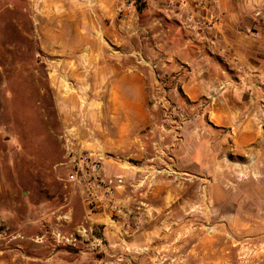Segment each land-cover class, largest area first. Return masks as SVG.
<instances>
[{
    "label": "rangeland",
    "instance_id": "obj_1",
    "mask_svg": "<svg viewBox=\"0 0 264 264\" xmlns=\"http://www.w3.org/2000/svg\"><path fill=\"white\" fill-rule=\"evenodd\" d=\"M71 1L0 0V264H264V120L240 150L241 130L208 114L223 79L196 101L183 94L190 67L138 44L130 7L145 0H121L117 17ZM115 57L153 74L150 127L121 176L105 173L112 153L78 137L112 124L90 103L98 65ZM72 146L100 154L114 180L95 202L68 179Z\"/></svg>",
    "mask_w": 264,
    "mask_h": 264
},
{
    "label": "crops",
    "instance_id": "obj_2",
    "mask_svg": "<svg viewBox=\"0 0 264 264\" xmlns=\"http://www.w3.org/2000/svg\"><path fill=\"white\" fill-rule=\"evenodd\" d=\"M85 1L81 0L83 7ZM96 1L113 17L117 15L121 0ZM68 2L72 3L55 0V6ZM179 2L145 0L140 14L130 7V17L140 20L133 27L140 40L138 44L154 45L152 48L160 53V64L190 67L184 73L182 90L191 101L211 95L212 85L223 79L227 83L223 99L209 110V118L218 125L239 128L241 136L234 145L245 150L248 144L257 143V136L250 131L264 120V0H209L221 18L211 29H199L194 21L189 22V10L183 9ZM252 32L258 35L256 39L249 35ZM201 51L205 58L199 55ZM113 59L98 65L95 102L90 103L95 112L112 113V124L101 129L90 126L91 134L79 128L78 137L87 148L112 153L111 160L105 162V173L121 176L130 172L123 170L118 160L129 157L133 148L143 145V134L150 127L148 81L153 74L150 72L148 76L141 70L143 64L138 58L131 64L121 57Z\"/></svg>",
    "mask_w": 264,
    "mask_h": 264
},
{
    "label": "built area",
    "instance_id": "obj_3",
    "mask_svg": "<svg viewBox=\"0 0 264 264\" xmlns=\"http://www.w3.org/2000/svg\"><path fill=\"white\" fill-rule=\"evenodd\" d=\"M179 1V5L183 9L189 10V21H194L207 29H211L221 22V18L208 0ZM254 36L256 37V35ZM68 159V179L84 192L89 201L95 202L97 192L104 186L109 193L112 191L114 180H107L103 174V159L100 154L72 146L69 149ZM112 209L118 211V206L113 205Z\"/></svg>",
    "mask_w": 264,
    "mask_h": 264
}]
</instances>
